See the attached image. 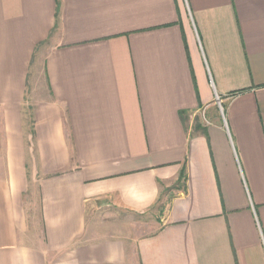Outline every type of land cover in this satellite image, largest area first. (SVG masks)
<instances>
[{
	"label": "crops",
	"instance_id": "obj_1",
	"mask_svg": "<svg viewBox=\"0 0 264 264\" xmlns=\"http://www.w3.org/2000/svg\"><path fill=\"white\" fill-rule=\"evenodd\" d=\"M0 264H264V0H0Z\"/></svg>",
	"mask_w": 264,
	"mask_h": 264
},
{
	"label": "rangeland",
	"instance_id": "obj_2",
	"mask_svg": "<svg viewBox=\"0 0 264 264\" xmlns=\"http://www.w3.org/2000/svg\"><path fill=\"white\" fill-rule=\"evenodd\" d=\"M42 54V51L37 52L35 57V64L36 66V61L40 59V56ZM41 64L40 61H38L37 67H33L30 70L28 74V82H27V88H26V98L27 102L24 103V110L29 113L31 111L30 108L34 107L35 103V98L39 97V95L44 94L45 90V80L43 76V72L41 70ZM31 113V112H30ZM177 187V183L175 182L174 185H171L170 187H166L164 190V194L172 195L173 194V189ZM33 188L30 187V190L27 191L25 195V200L26 201V209L28 211V216L30 220L28 221L29 224V231L30 233L33 234V232L37 233L38 232V224H36L37 221V214H35L36 210V204L33 205L35 202V198L33 195ZM163 194V195H164ZM162 195L160 201L149 210V212L144 213V214H136L133 215L131 213L121 211L118 209H115L111 206H100L98 210V201L95 202L93 207L90 208L89 213L87 214V224L85 227V232H88V235H90V238H98L100 236L101 231L106 230V226L108 228V231L112 232H119V233H124L127 234L129 230L130 232L134 233L135 228L132 225V223L128 222V219H132L137 223V228H136V234L141 235V234H149L150 232H153L156 227L158 226V217L162 216V212L164 210L162 204L164 201V196ZM36 210V211H35ZM34 211V212H33ZM128 232V233H130ZM27 233V234H30ZM132 233V234H133ZM40 235V234H39ZM32 235L30 234V237ZM35 236V235H34ZM41 236V235H40ZM39 236V238H40ZM36 240V239H35ZM37 242L39 240H36Z\"/></svg>",
	"mask_w": 264,
	"mask_h": 264
},
{
	"label": "trees",
	"instance_id": "obj_3",
	"mask_svg": "<svg viewBox=\"0 0 264 264\" xmlns=\"http://www.w3.org/2000/svg\"><path fill=\"white\" fill-rule=\"evenodd\" d=\"M182 115H183V112L180 111V112H179V116H181V117L183 118ZM195 127L197 128V126H195ZM184 177H185V171H184V169H183V170L180 172L178 179L175 181V182L177 183V187L181 186V184H182V182H183V180H184Z\"/></svg>",
	"mask_w": 264,
	"mask_h": 264
}]
</instances>
